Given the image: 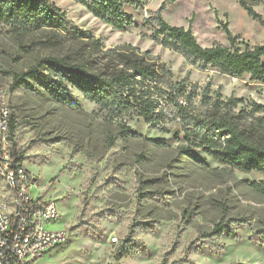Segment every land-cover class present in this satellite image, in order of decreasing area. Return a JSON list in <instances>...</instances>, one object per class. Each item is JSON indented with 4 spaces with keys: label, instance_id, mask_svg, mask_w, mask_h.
I'll list each match as a JSON object with an SVG mask.
<instances>
[{
    "label": "rangeland",
    "instance_id": "obj_1",
    "mask_svg": "<svg viewBox=\"0 0 264 264\" xmlns=\"http://www.w3.org/2000/svg\"><path fill=\"white\" fill-rule=\"evenodd\" d=\"M53 2L106 49L149 52L176 82L209 86L214 101L243 100L235 114L249 101L264 105L263 84L200 71L150 40L151 29L142 26L148 12L163 5V19L189 28L201 47H229L228 33L243 49L264 44V0H245L261 22L249 18L237 0H143L141 9L124 7L135 25L123 31L73 0ZM75 47L58 33L26 34L0 25V88L8 91L14 144L43 196L59 210L56 229L68 233L67 243L39 264H264L263 174L225 167L186 141L176 122L159 129L138 118H111L75 90L70 97L78 108H68L36 80L10 91L14 76ZM220 223L233 234L207 238Z\"/></svg>",
    "mask_w": 264,
    "mask_h": 264
},
{
    "label": "trees",
    "instance_id": "obj_2",
    "mask_svg": "<svg viewBox=\"0 0 264 264\" xmlns=\"http://www.w3.org/2000/svg\"><path fill=\"white\" fill-rule=\"evenodd\" d=\"M90 15L116 31L133 27V16L125 6L141 9L143 0H73ZM247 16L256 22L262 17L245 0H237ZM164 6L148 12L143 28L151 29L150 40L181 56L200 71L217 70L230 78L249 76L264 85V44L238 47L237 39L227 33L229 47L215 43L201 47L191 30L169 25L162 17ZM0 25L19 33H58L76 45L66 56L41 59L27 72L12 79L10 91L39 81L57 103L78 108L70 97L75 90L111 118H138L153 128L163 129L169 122L180 124L186 141L230 169L264 175V105L249 101L238 112L243 100H212L209 86L204 89L176 82L166 64L149 52L131 46L106 49L101 40L79 30L53 0H0ZM52 38L48 41L51 42ZM15 121L10 117L11 156L23 162L14 144ZM185 153L195 158L193 151ZM233 232L223 223L214 226L207 238Z\"/></svg>",
    "mask_w": 264,
    "mask_h": 264
},
{
    "label": "built area",
    "instance_id": "obj_3",
    "mask_svg": "<svg viewBox=\"0 0 264 264\" xmlns=\"http://www.w3.org/2000/svg\"><path fill=\"white\" fill-rule=\"evenodd\" d=\"M8 91L0 88V264H39L67 243L65 229H56L60 213L43 196L36 176L11 156Z\"/></svg>",
    "mask_w": 264,
    "mask_h": 264
}]
</instances>
